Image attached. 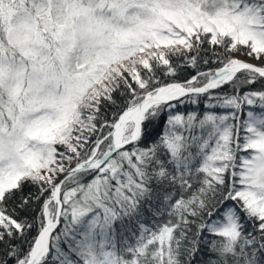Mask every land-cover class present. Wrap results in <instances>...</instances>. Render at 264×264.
<instances>
[{
    "label": "snow or ice",
    "instance_id": "6c2138e0",
    "mask_svg": "<svg viewBox=\"0 0 264 264\" xmlns=\"http://www.w3.org/2000/svg\"><path fill=\"white\" fill-rule=\"evenodd\" d=\"M0 264H264V0H0Z\"/></svg>",
    "mask_w": 264,
    "mask_h": 264
},
{
    "label": "trees",
    "instance_id": "16d2710c",
    "mask_svg": "<svg viewBox=\"0 0 264 264\" xmlns=\"http://www.w3.org/2000/svg\"><path fill=\"white\" fill-rule=\"evenodd\" d=\"M189 72H191V69L188 70ZM188 73H185V75H187Z\"/></svg>",
    "mask_w": 264,
    "mask_h": 264
}]
</instances>
